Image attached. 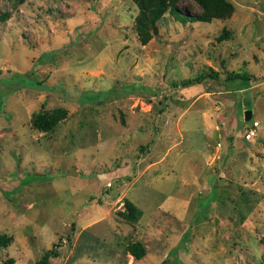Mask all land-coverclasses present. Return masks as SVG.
Returning a JSON list of instances; mask_svg holds the SVG:
<instances>
[{"label": "rangeland", "instance_id": "rangeland-1", "mask_svg": "<svg viewBox=\"0 0 264 264\" xmlns=\"http://www.w3.org/2000/svg\"><path fill=\"white\" fill-rule=\"evenodd\" d=\"M0 233V264H264V0H0Z\"/></svg>", "mask_w": 264, "mask_h": 264}, {"label": "trees", "instance_id": "trees-1", "mask_svg": "<svg viewBox=\"0 0 264 264\" xmlns=\"http://www.w3.org/2000/svg\"><path fill=\"white\" fill-rule=\"evenodd\" d=\"M197 3H199L201 6H205L208 2V0H195ZM192 20H198V18H200V16H193V17H189ZM205 76L210 77L211 79H215L219 76L218 72L215 71H208L206 74H200L199 76H196L194 79H186L182 82H180L181 86H189L193 83H198L200 82ZM225 80H231V79H235V78H239L240 80H250L251 78H253V76H251L248 73H240V72H228L226 74V76H224ZM136 88V86H133L131 89ZM47 115H45L44 112H39L35 115L34 117V123H42V126L44 127L43 130H47L49 129L50 125H51V121L49 118L46 117ZM59 116H61L60 114H57V117L59 118ZM36 121V122H35ZM45 123V125L43 124ZM132 205L130 203H127L126 205V209L127 211L131 210ZM138 214H140V211L137 209ZM11 241V237L4 235L2 233H0V247L1 248H6L7 246H9ZM54 247L48 250H45L42 254V256L35 262V264H49V259L51 257H57L58 256V248ZM146 248L144 247V245L139 242V241H135L130 243L127 246L126 251L129 252V254H131L135 259H139L143 256V254L145 253ZM11 261H7L6 264H11ZM169 262L167 260H165V262L163 264H168Z\"/></svg>", "mask_w": 264, "mask_h": 264}, {"label": "built area", "instance_id": "built-area-1", "mask_svg": "<svg viewBox=\"0 0 264 264\" xmlns=\"http://www.w3.org/2000/svg\"><path fill=\"white\" fill-rule=\"evenodd\" d=\"M255 125H256V123H255ZM254 135H256V127L254 125H252V126L248 127L247 131L245 132V135H243L242 138L246 141H250ZM108 185L110 186L111 182H109ZM116 204L119 205V208L124 207V202L120 201L119 199L116 201Z\"/></svg>", "mask_w": 264, "mask_h": 264}, {"label": "water", "instance_id": "water-1", "mask_svg": "<svg viewBox=\"0 0 264 264\" xmlns=\"http://www.w3.org/2000/svg\"><path fill=\"white\" fill-rule=\"evenodd\" d=\"M250 117H251L250 110H246V111L244 112V120H245V121H248V120L250 119ZM71 171H74V170H71ZM74 173H75V171H74Z\"/></svg>", "mask_w": 264, "mask_h": 264}]
</instances>
